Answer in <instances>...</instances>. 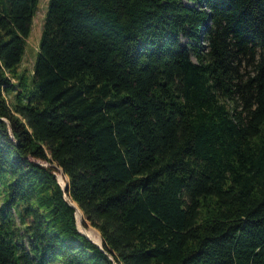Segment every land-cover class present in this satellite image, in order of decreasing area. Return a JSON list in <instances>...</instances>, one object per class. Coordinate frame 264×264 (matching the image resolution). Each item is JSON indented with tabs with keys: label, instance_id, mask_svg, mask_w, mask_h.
Here are the masks:
<instances>
[{
	"label": "trees",
	"instance_id": "1",
	"mask_svg": "<svg viewBox=\"0 0 264 264\" xmlns=\"http://www.w3.org/2000/svg\"><path fill=\"white\" fill-rule=\"evenodd\" d=\"M39 3L0 0V264H264V0H50L27 77Z\"/></svg>",
	"mask_w": 264,
	"mask_h": 264
},
{
	"label": "rangeland",
	"instance_id": "2",
	"mask_svg": "<svg viewBox=\"0 0 264 264\" xmlns=\"http://www.w3.org/2000/svg\"><path fill=\"white\" fill-rule=\"evenodd\" d=\"M49 1L50 0H40L38 11H37L36 17L34 18L32 34L30 38L28 39L26 54H25L23 63L21 65V68L19 70L20 74H25L27 75V77L31 76L33 73ZM59 174L60 173L57 174V178ZM2 202H3V195L0 194V206ZM88 224L90 225V223Z\"/></svg>",
	"mask_w": 264,
	"mask_h": 264
},
{
	"label": "water",
	"instance_id": "3",
	"mask_svg": "<svg viewBox=\"0 0 264 264\" xmlns=\"http://www.w3.org/2000/svg\"><path fill=\"white\" fill-rule=\"evenodd\" d=\"M61 172L63 173V171L61 170ZM59 181V180H58ZM59 184H60V182H59ZM61 185V184H60ZM61 187H62V185H61ZM68 187V186H67ZM62 189H63V191H65L66 190V188H63L62 187ZM65 199L67 200V202L76 210V212L78 211V209H79V207L74 203V202H72L71 201V199L67 196V195H65ZM76 217H77V213H76ZM78 229H79V227H78ZM79 232L82 234V235H84V236H86L87 238H88V236L86 235V234H84V233H82L81 231H80V229H79ZM89 239V238H88ZM90 240V239H89ZM91 241V240H90ZM94 245H96L98 248H100L101 250H103V247H101V246H99V245H97L96 243H94L93 241H91Z\"/></svg>",
	"mask_w": 264,
	"mask_h": 264
}]
</instances>
